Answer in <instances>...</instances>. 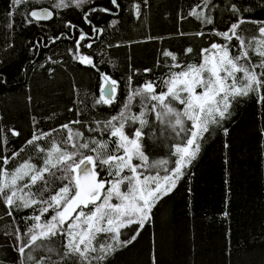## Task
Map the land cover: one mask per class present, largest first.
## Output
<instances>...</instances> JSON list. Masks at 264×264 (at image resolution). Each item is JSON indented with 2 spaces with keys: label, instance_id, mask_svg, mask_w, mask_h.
<instances>
[{
  "label": "trees",
  "instance_id": "obj_1",
  "mask_svg": "<svg viewBox=\"0 0 264 264\" xmlns=\"http://www.w3.org/2000/svg\"><path fill=\"white\" fill-rule=\"evenodd\" d=\"M118 2L120 9H113L112 14L101 12L93 19V25L103 29L93 46L86 47L90 42L82 31L86 39L80 41L77 48L74 42L80 39V29L88 35L91 29L84 22L83 10L90 4L112 7L109 0H86L80 8L65 0L68 7H57L55 19L31 25L27 23L29 10L37 6L52 8L53 0H31V3L20 5H13L11 0H0V45L14 43L12 49L0 51V77L5 81L0 83V126L21 133L19 137H8L9 143L4 145L3 154L8 156L23 148L6 166L9 172L25 160L39 166L41 156L35 146L26 144L33 132H52L61 124L81 119L82 124L71 125L73 132L84 134L81 143L92 139L109 141L103 125L112 116H118L124 104H131L132 114L141 110L138 97L128 99L131 92L148 81L159 84L162 78H167L168 64L172 61L170 57H163L162 52L171 51L182 67L187 64L198 66L203 62L200 49L210 47L212 42L229 43L213 35V29L223 31L230 22L226 4L251 5V13L244 14L245 18L264 19L261 10L264 0H224L223 4L215 0L216 7L210 12L197 9L212 17L214 25L202 24L187 15L202 0H148L147 6L141 5L139 17L132 9V3L139 0ZM55 3L59 4V0ZM10 8L11 17L8 16ZM112 20L117 21L114 26L110 24ZM9 21L15 27L5 37V25ZM67 22L73 25L71 29L64 27ZM242 28L245 31L238 32L246 40L257 34L251 24ZM198 31L204 35L195 36ZM58 34H63V38L54 44L49 42L48 38ZM42 38L47 47L34 51L32 45ZM236 43L235 40L229 43L233 56L239 54ZM188 47L193 48V53L184 55ZM82 56H90L99 73L120 82L112 105L93 106L99 99L103 81L97 68L80 62ZM256 62L258 58L253 56V63ZM145 69L152 71L145 72ZM129 76L132 77L131 84L127 79ZM175 106L182 110L183 106ZM230 111V121L223 124L229 135L226 137L220 126L210 127L184 178L153 209L151 222L141 230L137 240L116 252L109 264H153V257L155 264H264V149L260 135V129L264 127V103L257 104L255 97L250 95L233 103ZM33 119L39 123L33 124ZM150 122L159 128L154 115L150 116ZM98 123L100 127H97ZM137 126L127 125L125 134L132 138ZM145 133L142 143L149 162L169 159V153L173 151L171 146L178 138L168 133L165 138L158 130L145 129ZM66 136L67 130L52 132L50 137L38 143L47 150L53 138L60 143L61 137ZM113 147L109 143V149ZM84 154L94 155L86 150ZM133 163L138 161L134 159ZM98 170L102 177L108 178L106 171ZM62 186L63 183L58 181L56 187ZM121 190H125L123 186ZM111 202L119 203L115 198ZM224 212L228 213L227 217ZM33 214L38 213L21 209L20 215L14 213L13 223L0 206V260L3 264H19V260L24 259L14 250L11 236L4 233H11L16 227L24 230L23 218ZM46 218L47 214L42 217ZM129 234L130 230H122L121 239ZM97 240L111 243L103 235ZM62 243L63 238L56 237L55 245L50 246L59 248ZM52 255L58 260L55 253Z\"/></svg>",
  "mask_w": 264,
  "mask_h": 264
},
{
  "label": "snow or ice",
  "instance_id": "obj_2",
  "mask_svg": "<svg viewBox=\"0 0 264 264\" xmlns=\"http://www.w3.org/2000/svg\"><path fill=\"white\" fill-rule=\"evenodd\" d=\"M220 2L223 4L224 0ZM11 3L20 5L31 3V0H11ZM69 3L80 8L86 0H69ZM109 4L112 7L90 4L83 10L84 22L91 27L93 34L98 35L103 31L92 23L97 14H112L113 9L121 7L118 0H109ZM147 4L148 0L132 3L137 17L141 15V5ZM57 7L67 8L68 4L65 0H59V4L53 0L51 10L43 7L36 10L34 7L28 12L27 23L31 25L55 19ZM215 7V0H202L187 15L202 24L214 25L212 17L197 9L210 12ZM225 8L230 22L223 31L213 29V35L222 37L229 43L235 40V48L239 54H231L229 43L212 42L210 47L200 49L202 63L182 67L171 51L162 52L163 57H170L172 61L168 64L167 78H162L159 84L148 81L131 92L128 99L138 97L141 110L138 114H132L131 104H124L121 113L112 116L103 125V131L110 137L109 141L92 139L91 142L85 140L81 143L84 134L73 132L71 127L73 124H82L81 119L53 128L52 132L67 130V136L61 137L60 143L53 138L47 150L38 142L50 137L52 132H33L26 144L35 146V151L41 156L39 166L25 160L13 172H9L6 166L10 160H15L20 155L23 148L5 156L4 145L9 143V136L19 137L21 133L14 128L5 129L0 126V206L3 207L4 214L13 219V223L14 213L20 215L21 209L38 213L23 218L24 230L16 227L11 233H4L13 239L18 257L24 258L19 260V264H59L60 261L64 264H109L116 252L137 240L141 230L151 222L153 209L184 178L187 169L196 160L201 150V141L205 138V133L210 132V127L220 126L224 135H229L228 128L223 127V124L232 117L230 109L233 103L250 95L255 97L257 104L264 103V19L245 18L244 14L251 13V5L239 6L232 2L226 4ZM261 10L264 11V7ZM8 16H12L11 8ZM116 23V20L110 22L113 26ZM245 24L253 25L257 33L247 40L238 32L245 31L242 28ZM14 27L12 21L5 25V37ZM64 27L71 29L73 25L67 22ZM194 35L203 36L204 33L198 31ZM61 38L63 34L48 40L54 44ZM84 39L86 37L81 32L80 39L74 42L77 48ZM92 46L91 43L86 45L89 48ZM119 46L121 45H117ZM13 47V42H7L6 46L0 45V51ZM32 47L34 51H39L41 47H47V44L42 38ZM192 53V47L184 50V55ZM253 56L258 58V62L253 63ZM79 59L81 63L97 68L90 56ZM242 60L247 63H240ZM51 71L49 68V72ZM97 72L99 73L98 68ZM238 73L242 75L238 76ZM99 75L103 86L99 99L93 102V106H110L116 99L120 82L110 75ZM127 79L131 84L132 77ZM3 82L5 81L0 77V83ZM157 87L160 88L159 92ZM197 89L201 91L198 92ZM176 104L183 106L182 110ZM153 115L159 125L158 129L150 122V116ZM38 123L33 119V124ZM137 124L130 138L124 129L127 125ZM97 127H100L99 123ZM145 129L158 130L161 136L168 133L178 138V142L171 146L173 151L169 153V159L149 162L142 143L146 135ZM260 135L261 147L264 149V127L260 129ZM109 143L114 147L109 149ZM69 147L71 151L68 150ZM224 147L227 148L228 144L225 143ZM85 150L94 155H85ZM121 151L122 155L119 154ZM134 159L138 163L134 164ZM98 169L106 171L108 178L102 177ZM98 177L100 178L97 179ZM58 181L63 183L62 187H56ZM122 186L124 191L121 190ZM34 187L37 188L35 192L32 191ZM113 198L119 203L113 204ZM46 214L48 218L42 219ZM223 215L227 217L228 213L224 212ZM122 230H130L129 236L121 239ZM101 235L111 243H99L97 238ZM56 237L63 238L59 248L50 246L55 245ZM53 253L58 260L53 258ZM0 264H3L2 260Z\"/></svg>",
  "mask_w": 264,
  "mask_h": 264
},
{
  "label": "flooded vegetation",
  "instance_id": "obj_3",
  "mask_svg": "<svg viewBox=\"0 0 264 264\" xmlns=\"http://www.w3.org/2000/svg\"><path fill=\"white\" fill-rule=\"evenodd\" d=\"M82 31H83V32L85 33V35L89 38V39H88V42H90L91 44L94 43V41H96V38H98V35L100 34V33H99L98 35H97V34H93V33L91 32V29H90V35H88L87 32H86L85 30H81V29H80V32H82Z\"/></svg>",
  "mask_w": 264,
  "mask_h": 264
},
{
  "label": "water",
  "instance_id": "obj_4",
  "mask_svg": "<svg viewBox=\"0 0 264 264\" xmlns=\"http://www.w3.org/2000/svg\"><path fill=\"white\" fill-rule=\"evenodd\" d=\"M43 7V8H48L49 10H51V8L49 6H37L35 7L36 10H40V8ZM33 9V8H32ZM45 21H49V20H45ZM103 86V85H102ZM99 179V178H97Z\"/></svg>",
  "mask_w": 264,
  "mask_h": 264
},
{
  "label": "rangeland",
  "instance_id": "obj_5",
  "mask_svg": "<svg viewBox=\"0 0 264 264\" xmlns=\"http://www.w3.org/2000/svg\"><path fill=\"white\" fill-rule=\"evenodd\" d=\"M102 85H103V83H102ZM197 91L199 92V91H201V89H197ZM120 154H121V155L123 154V153H122V151H121V153H120ZM113 204H114V203H113Z\"/></svg>",
  "mask_w": 264,
  "mask_h": 264
}]
</instances>
